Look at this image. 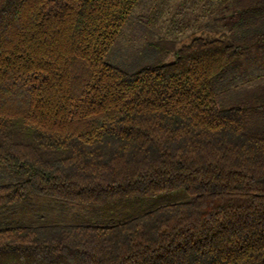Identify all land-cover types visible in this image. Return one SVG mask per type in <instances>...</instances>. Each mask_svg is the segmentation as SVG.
Instances as JSON below:
<instances>
[{
	"label": "trees",
	"instance_id": "1",
	"mask_svg": "<svg viewBox=\"0 0 264 264\" xmlns=\"http://www.w3.org/2000/svg\"><path fill=\"white\" fill-rule=\"evenodd\" d=\"M142 2L0 0V210L186 198L120 220H0V264H264V88L232 104L216 89L264 46V0L210 1L208 28L159 46L167 62L108 63Z\"/></svg>",
	"mask_w": 264,
	"mask_h": 264
},
{
	"label": "rangeland",
	"instance_id": "2",
	"mask_svg": "<svg viewBox=\"0 0 264 264\" xmlns=\"http://www.w3.org/2000/svg\"><path fill=\"white\" fill-rule=\"evenodd\" d=\"M160 0H143L123 29L121 37L112 46L106 61L121 68L134 70L147 62L161 59L170 60L172 53L163 55L159 46L166 48L173 44L179 46L187 42L194 33H200L206 27L207 14L204 8L211 10L216 0H170L162 15L154 22L148 15ZM210 1L212 3L210 4ZM178 27L170 33V27ZM184 26V27H182ZM154 44L158 45L155 46ZM218 85V86H217ZM216 89L223 104H232L264 88V46L245 51L236 64L230 67L223 79L217 82ZM11 181L8 173L0 171V184ZM182 190L162 193L155 197L135 198L125 202H111L104 207L85 208L77 212L73 207L59 206L54 200L33 196L15 208L0 210L3 223H23L41 225L53 221L120 220L134 214L152 209L158 204L185 199ZM69 208V209H68Z\"/></svg>",
	"mask_w": 264,
	"mask_h": 264
}]
</instances>
